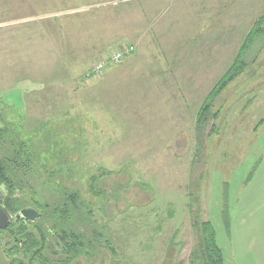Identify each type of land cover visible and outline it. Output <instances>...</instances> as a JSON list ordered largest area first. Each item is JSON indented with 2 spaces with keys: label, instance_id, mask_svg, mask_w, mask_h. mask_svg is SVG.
<instances>
[{
  "label": "rangeland",
  "instance_id": "obj_1",
  "mask_svg": "<svg viewBox=\"0 0 264 264\" xmlns=\"http://www.w3.org/2000/svg\"><path fill=\"white\" fill-rule=\"evenodd\" d=\"M263 14L264 0H0V124L36 152L28 199L79 189L120 264H192L207 221L223 264H264V35L197 131Z\"/></svg>",
  "mask_w": 264,
  "mask_h": 264
},
{
  "label": "trees",
  "instance_id": "obj_2",
  "mask_svg": "<svg viewBox=\"0 0 264 264\" xmlns=\"http://www.w3.org/2000/svg\"><path fill=\"white\" fill-rule=\"evenodd\" d=\"M259 35H264V14L253 26L227 73L203 103L197 116L198 132H202L209 121L215 97L243 72V56ZM7 133L5 124H0V145H8L4 140ZM7 143H10V151L0 155V204L14 220L8 228L0 229V241L3 233H7L11 246L2 251L8 264H120L113 259L119 255V250L112 233L98 225L92 210L85 209L79 189L66 190L59 181L52 186L62 191L59 201L46 203L34 197L28 199L27 193L34 190L29 174L33 172L40 180L34 164L36 152L30 142H21L18 147L11 140ZM98 179L92 177L90 189L94 195L101 196L105 190L97 192L94 187ZM27 208L36 209L40 218L37 221L16 218ZM198 230L200 236L192 252V264H223V250L211 221L198 223Z\"/></svg>",
  "mask_w": 264,
  "mask_h": 264
},
{
  "label": "water",
  "instance_id": "obj_3",
  "mask_svg": "<svg viewBox=\"0 0 264 264\" xmlns=\"http://www.w3.org/2000/svg\"><path fill=\"white\" fill-rule=\"evenodd\" d=\"M41 214L34 208H27L21 211L20 214L16 216V218H24L29 221H37L40 218ZM14 220L8 212L0 204V229H6L11 221Z\"/></svg>",
  "mask_w": 264,
  "mask_h": 264
},
{
  "label": "built area",
  "instance_id": "obj_4",
  "mask_svg": "<svg viewBox=\"0 0 264 264\" xmlns=\"http://www.w3.org/2000/svg\"><path fill=\"white\" fill-rule=\"evenodd\" d=\"M124 56V53L121 51L115 52L114 54L110 55L108 58H105L102 62H100L97 66H96V70H101L104 65L106 64H111V63H116L122 60V57Z\"/></svg>",
  "mask_w": 264,
  "mask_h": 264
}]
</instances>
